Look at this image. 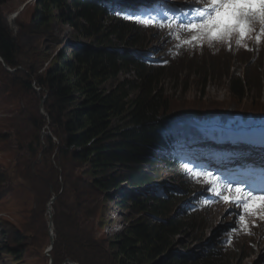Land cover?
Listing matches in <instances>:
<instances>
[{
  "label": "rangeland",
  "instance_id": "374dc122",
  "mask_svg": "<svg viewBox=\"0 0 264 264\" xmlns=\"http://www.w3.org/2000/svg\"><path fill=\"white\" fill-rule=\"evenodd\" d=\"M112 2L118 10L134 6L136 11L142 5L145 10L163 5V0ZM36 7V0H6L1 7L4 24L19 51L18 65L14 68L8 65L15 70H8L0 60V264H69L68 260L76 264H115L112 255L116 251L113 241L117 233L112 226L117 223L123 228L139 215L131 203L126 208L120 206L126 196L122 191L127 188L119 187L107 196L100 189H90L89 177L84 173L86 167L64 159L58 151L47 112L45 107L41 108L45 96L35 83V75L44 73L66 45L77 42H73L75 31L55 18L49 26L35 28L32 19ZM155 10L148 16L158 24L161 15ZM140 17L122 22L130 26L135 39L140 38L146 46H155L152 50L155 52L168 38L163 37V29L140 21ZM158 37L159 42H155ZM129 40L133 38L126 36L122 42L114 39V43L122 49H136L138 45L129 46ZM257 43L255 40L237 47L227 46L222 40H210L193 58H186L191 49L186 50L183 45L174 48L173 56L168 53L167 58L175 60L159 75L162 92L168 99L167 114L191 111L190 115L211 112L215 116L246 119L256 113L264 116V43L256 46ZM236 78L246 86L244 99L235 97L231 91L232 80ZM221 150L215 144H206L203 148L188 146L184 150L188 155L186 174L179 171L181 175H177L176 171L164 167L154 181L158 183L142 190L159 195L173 189L171 186L181 188L186 175L191 177V171L199 165L211 168L206 173L220 184L226 172L235 174L233 168L248 160L257 161L253 165L264 170L262 152L254 151L259 157L247 158L249 153L243 155L244 148L236 157L225 155ZM192 187L208 191L206 185L201 187L194 180ZM201 214L206 220L199 234H205V239L199 241L198 233L186 232L174 247L177 253L201 259L218 256L226 264H264V240L263 246L257 244L251 248L245 247L248 237L243 233L229 244L221 240L224 230L237 226V218L233 219L228 209L207 206V212ZM253 238L263 237L258 232ZM234 245L238 249L234 250ZM214 249L219 254L209 255Z\"/></svg>",
  "mask_w": 264,
  "mask_h": 264
},
{
  "label": "trees",
  "instance_id": "16d2710c",
  "mask_svg": "<svg viewBox=\"0 0 264 264\" xmlns=\"http://www.w3.org/2000/svg\"><path fill=\"white\" fill-rule=\"evenodd\" d=\"M5 2L0 0V57L14 68L19 50L3 21ZM36 4L35 28L49 26L55 18L75 31L73 42H77L66 45L44 73L35 75L37 87L46 96L44 107L58 151L64 159L86 167L90 189H100L107 196L119 187L127 188L122 193L128 197L120 206L131 203L139 215L116 235L114 263L226 264L218 256L192 255L191 259L177 253L174 247L182 234L192 231L198 233L199 241L205 239V234H199L205 223L196 214L176 212L180 195L170 191L157 196L142 190L156 180L161 163L178 158L180 141L166 134L176 121L225 116L190 115L191 111L169 116L168 99L159 83L165 68L147 67L131 51L119 50L114 39L122 42L132 37L129 46H139V40L130 26L110 17L103 5L92 0H36ZM231 85L233 95L244 99L242 80L233 79Z\"/></svg>",
  "mask_w": 264,
  "mask_h": 264
},
{
  "label": "snow or ice",
  "instance_id": "6c2138e0",
  "mask_svg": "<svg viewBox=\"0 0 264 264\" xmlns=\"http://www.w3.org/2000/svg\"><path fill=\"white\" fill-rule=\"evenodd\" d=\"M253 19L264 24V0H212L210 7L198 9V22L189 21L188 27L192 31L203 30L213 39L230 35L233 31L243 38L251 30ZM235 191L234 202L242 204L245 211L264 210V196H253L239 188ZM224 199L227 201L230 197Z\"/></svg>",
  "mask_w": 264,
  "mask_h": 264
},
{
  "label": "water",
  "instance_id": "95a60500",
  "mask_svg": "<svg viewBox=\"0 0 264 264\" xmlns=\"http://www.w3.org/2000/svg\"><path fill=\"white\" fill-rule=\"evenodd\" d=\"M0 60L3 62V65L8 69V70H15V69H11L9 66H8V64L3 60V58L2 57H0ZM46 97V96H45ZM44 100H45V98L42 100V103H41V108H43L44 107ZM55 199V196L51 199V202H53V200ZM50 225H52V219L50 220ZM52 233V232H51ZM53 244H54V239H53V236H51V244H50V247H52L53 246ZM69 264H76V263H74V262H72V261H70V260H68L67 261Z\"/></svg>",
  "mask_w": 264,
  "mask_h": 264
},
{
  "label": "bare ground",
  "instance_id": "6f19581e",
  "mask_svg": "<svg viewBox=\"0 0 264 264\" xmlns=\"http://www.w3.org/2000/svg\"><path fill=\"white\" fill-rule=\"evenodd\" d=\"M20 11H17L16 13H19ZM208 43V42H207ZM51 226V225H50Z\"/></svg>",
  "mask_w": 264,
  "mask_h": 264
}]
</instances>
